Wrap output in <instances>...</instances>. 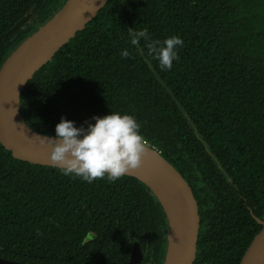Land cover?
<instances>
[{"label": "trees", "instance_id": "1", "mask_svg": "<svg viewBox=\"0 0 264 264\" xmlns=\"http://www.w3.org/2000/svg\"><path fill=\"white\" fill-rule=\"evenodd\" d=\"M65 1L0 0V67ZM129 28L147 29L149 40L131 45ZM170 36L183 45L173 67L161 70L147 44ZM20 105L27 124L51 135L61 117L79 127L111 111L134 115L144 142L198 199L194 264H239L262 228L264 0H107L29 80ZM168 230L164 208L140 179L88 183L16 158L0 142L1 258L128 264L137 242L163 264Z\"/></svg>", "mask_w": 264, "mask_h": 264}, {"label": "water", "instance_id": "2", "mask_svg": "<svg viewBox=\"0 0 264 264\" xmlns=\"http://www.w3.org/2000/svg\"><path fill=\"white\" fill-rule=\"evenodd\" d=\"M107 0H66L54 14L11 51L0 67V142L13 156L31 163L52 165L50 147L39 143L40 132L26 123L21 96L35 73L83 30ZM142 164L124 175L143 181L164 208L168 243L163 264H194L200 230L199 202L183 174L158 149L144 142ZM239 264H264V220ZM142 253L136 243L129 264H138ZM0 264H31L0 257Z\"/></svg>", "mask_w": 264, "mask_h": 264}, {"label": "clouds", "instance_id": "3", "mask_svg": "<svg viewBox=\"0 0 264 264\" xmlns=\"http://www.w3.org/2000/svg\"><path fill=\"white\" fill-rule=\"evenodd\" d=\"M128 39L133 46L141 39L148 41V30L129 28ZM182 45L179 36L152 41L147 44L148 55L158 62L161 70H170L173 61L178 59V47ZM120 55L127 58L129 51L124 49ZM140 128L134 115L119 111L94 115L79 127L75 121L61 117L55 126V137L39 136V143L50 147L49 159L59 166L62 174L88 183L105 176L115 181L142 164L146 145Z\"/></svg>", "mask_w": 264, "mask_h": 264}, {"label": "flooded vegetation", "instance_id": "4", "mask_svg": "<svg viewBox=\"0 0 264 264\" xmlns=\"http://www.w3.org/2000/svg\"><path fill=\"white\" fill-rule=\"evenodd\" d=\"M136 243H134L132 248H131V254H132V251H133V247H134V245ZM138 245L140 246V250H141V253H142L141 260H140V262L138 264H162L160 258L157 256V254H152L149 251L150 247H147V245H142V244H139V243H138ZM144 248L147 249V255L143 254ZM148 257H151V259L148 262H144L145 260H147ZM130 258H131V256H130ZM129 261H130V259H129ZM128 264H129V262H128Z\"/></svg>", "mask_w": 264, "mask_h": 264}, {"label": "rangeland", "instance_id": "5", "mask_svg": "<svg viewBox=\"0 0 264 264\" xmlns=\"http://www.w3.org/2000/svg\"><path fill=\"white\" fill-rule=\"evenodd\" d=\"M132 245H133V244H132ZM143 254H144V255H147V249H146V248H144V250H143ZM150 259H151V257H148L147 260H145L144 262H148Z\"/></svg>", "mask_w": 264, "mask_h": 264}]
</instances>
